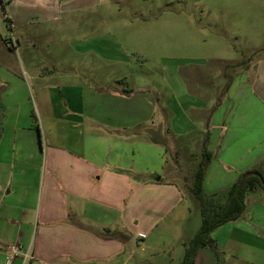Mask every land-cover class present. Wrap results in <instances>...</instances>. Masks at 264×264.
<instances>
[{"label":"crops","instance_id":"0c3cea01","mask_svg":"<svg viewBox=\"0 0 264 264\" xmlns=\"http://www.w3.org/2000/svg\"><path fill=\"white\" fill-rule=\"evenodd\" d=\"M244 74L210 121L212 158L203 181L209 195L246 171L264 172V75L256 72L251 84ZM77 76L66 73L54 85L33 77L31 101L20 99L8 70L0 74V264H179L176 248L185 253L201 221L195 233L185 231L196 198L154 173L158 164L151 162L162 152L140 131L153 122L154 96L96 88ZM143 169L151 175L136 180L131 170ZM245 202L240 217L212 233L220 260L207 245L195 264H264V191L247 193ZM15 244L22 254L11 257Z\"/></svg>","mask_w":264,"mask_h":264},{"label":"rangeland","instance_id":"374dc122","mask_svg":"<svg viewBox=\"0 0 264 264\" xmlns=\"http://www.w3.org/2000/svg\"><path fill=\"white\" fill-rule=\"evenodd\" d=\"M65 3L93 7L68 11ZM5 70L21 100L34 99L33 77L54 85L66 73L96 88L154 96L153 122L140 130L162 152L151 165L192 198L182 175L202 159L207 131L208 148L210 121L233 79L245 73L253 84L256 72L264 75V0H0V74ZM131 172L138 181L151 175ZM190 204L185 231L193 234L201 214L197 199ZM183 255L177 247L174 263Z\"/></svg>","mask_w":264,"mask_h":264},{"label":"trees","instance_id":"16d2710c","mask_svg":"<svg viewBox=\"0 0 264 264\" xmlns=\"http://www.w3.org/2000/svg\"><path fill=\"white\" fill-rule=\"evenodd\" d=\"M237 65L240 66V63H237ZM32 115L35 119V127L39 130L36 114L33 112ZM207 133L209 134V131H207ZM167 134L170 135L171 131L168 130ZM208 134L204 139L205 142L203 146L202 159L193 170L188 172L186 175H182L186 187L189 188L191 193L199 202L201 225L194 236L184 242L183 245L185 247V253L180 264H195L197 252L201 247L207 245L213 249L215 257L219 261L222 253L218 249L216 242L212 237L213 231L242 215L246 208L245 198L247 193L257 190L264 191V172L260 168H256L241 174L239 179L230 188L223 192L210 195L205 192L203 181L205 178L206 168L212 158V153L205 146V143L209 138ZM176 154H179L178 150ZM176 163L179 165L178 161ZM251 171L258 172L260 174L259 177L254 175L248 176L240 188L239 185L242 181V177Z\"/></svg>","mask_w":264,"mask_h":264},{"label":"built area","instance_id":"2783aa9c","mask_svg":"<svg viewBox=\"0 0 264 264\" xmlns=\"http://www.w3.org/2000/svg\"><path fill=\"white\" fill-rule=\"evenodd\" d=\"M8 252H9V255L11 257H14V256H17L18 254H22V249H21L19 244H15V245H11L9 247V251ZM24 256H25V259L30 257L29 252H25Z\"/></svg>","mask_w":264,"mask_h":264},{"label":"water","instance_id":"95a60500","mask_svg":"<svg viewBox=\"0 0 264 264\" xmlns=\"http://www.w3.org/2000/svg\"><path fill=\"white\" fill-rule=\"evenodd\" d=\"M250 175H254V176H258V177H259L260 174H259L258 172H256V171H251V172L246 173V174L242 177V181H241V183H240V185H239L240 188L242 187V184H243L244 180H245L248 176H250Z\"/></svg>","mask_w":264,"mask_h":264}]
</instances>
